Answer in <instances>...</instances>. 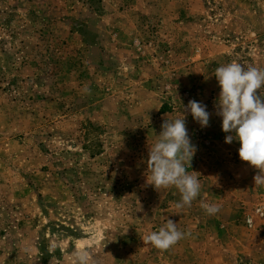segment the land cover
Masks as SVG:
<instances>
[{
	"label": "rangeland",
	"instance_id": "rangeland-1",
	"mask_svg": "<svg viewBox=\"0 0 264 264\" xmlns=\"http://www.w3.org/2000/svg\"><path fill=\"white\" fill-rule=\"evenodd\" d=\"M233 61L264 68V0H0V264H264V185L214 107ZM190 100L211 116L183 113L201 189L177 209L148 144ZM166 217L184 238L144 244Z\"/></svg>",
	"mask_w": 264,
	"mask_h": 264
},
{
	"label": "clouds",
	"instance_id": "clouds-1",
	"mask_svg": "<svg viewBox=\"0 0 264 264\" xmlns=\"http://www.w3.org/2000/svg\"><path fill=\"white\" fill-rule=\"evenodd\" d=\"M214 76L220 88L214 107L216 115L222 119V131L227 134L225 143L231 144L234 140L240 143V160L258 170L253 177L255 185H264V68L233 61L217 67ZM184 112L190 113L201 128L209 126L211 113L207 106L190 100L183 107L182 116L175 119L167 116L164 120L155 143L148 144L146 161L147 184L157 191L175 187L180 193V200L174 205L177 209L190 207L201 189L198 177L185 167L186 164L191 167L197 147L188 134ZM201 207L208 215L220 210L214 203L201 202ZM184 236L177 223L166 217L164 225L145 235L143 241L157 249L168 250ZM73 255L77 264H90L87 251Z\"/></svg>",
	"mask_w": 264,
	"mask_h": 264
}]
</instances>
